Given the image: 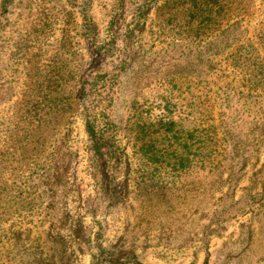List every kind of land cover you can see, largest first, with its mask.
Instances as JSON below:
<instances>
[{
    "label": "rangeland",
    "instance_id": "374dc122",
    "mask_svg": "<svg viewBox=\"0 0 264 264\" xmlns=\"http://www.w3.org/2000/svg\"><path fill=\"white\" fill-rule=\"evenodd\" d=\"M0 264H264V0H0Z\"/></svg>",
    "mask_w": 264,
    "mask_h": 264
},
{
    "label": "trees",
    "instance_id": "16d2710c",
    "mask_svg": "<svg viewBox=\"0 0 264 264\" xmlns=\"http://www.w3.org/2000/svg\"><path fill=\"white\" fill-rule=\"evenodd\" d=\"M173 125V124H172ZM91 126H92V124L90 123V121H88V131L90 130L91 131ZM93 131V130H92ZM169 131H172V127L170 128V130ZM95 145H97L98 146V142H96V144Z\"/></svg>",
    "mask_w": 264,
    "mask_h": 264
}]
</instances>
